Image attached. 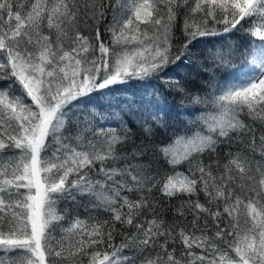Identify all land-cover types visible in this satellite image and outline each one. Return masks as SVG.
Returning a JSON list of instances; mask_svg holds the SVG:
<instances>
[{
	"label": "snow or ice",
	"instance_id": "6c2138e0",
	"mask_svg": "<svg viewBox=\"0 0 264 264\" xmlns=\"http://www.w3.org/2000/svg\"><path fill=\"white\" fill-rule=\"evenodd\" d=\"M180 17L186 39L173 50ZM245 18L264 20V0H0V79L11 81L0 88V264H81L84 256L85 264H264V44L248 72L214 92L201 131L176 140L182 154L158 149L173 168L186 163L187 174L161 177L143 160L149 147L134 143L132 126L100 124L97 111L115 85L159 78L197 37L218 35L219 24L238 30ZM251 34L264 41V24ZM226 63L220 57L217 67ZM160 111L141 117L147 135ZM236 142L242 148L226 164L213 159ZM154 190L189 197L192 231L146 219L158 215ZM61 201L103 206L111 219L64 227ZM241 206L251 217L243 227L234 215ZM118 226L131 231L116 245ZM57 228L65 237L54 243ZM177 237L180 256L169 248Z\"/></svg>",
	"mask_w": 264,
	"mask_h": 264
},
{
	"label": "trees",
	"instance_id": "16d2710c",
	"mask_svg": "<svg viewBox=\"0 0 264 264\" xmlns=\"http://www.w3.org/2000/svg\"><path fill=\"white\" fill-rule=\"evenodd\" d=\"M111 19L112 14L109 13L107 20L101 22V27L106 28L108 23H111ZM260 24H264V20L257 21L254 18H245L237 26L238 30H232L229 33L223 32V24L215 25L218 35L197 37L190 46V53L182 57L180 61L169 64L160 73L159 78L145 80L132 78L126 83L115 85L111 95L100 101L102 108L97 109V111H102L104 118L100 119L99 123L107 126L125 120L131 125L134 143H143L149 147V152L143 160L161 177L173 175L175 172L187 174L186 163L178 164L173 168L166 162L158 149L174 145L176 151L182 154L184 146L176 145V140L179 137H189L194 132L201 131V120L214 111L210 102L214 92L218 91L221 86L226 87L235 82L252 67L250 61L253 54L256 53L261 44H264V41H261L258 36L252 35L251 29ZM177 25L178 27L173 30V50L180 46V41L186 39L183 35L182 17L178 18ZM85 31L87 33L89 30L85 29ZM103 35L105 42L111 41V33L105 31ZM220 57L227 63L217 67ZM176 82H179L183 91L177 90ZM9 83L11 81L0 79V88ZM197 97L205 102H197ZM26 102L31 104L30 99ZM157 108L161 110L159 112L160 121L159 123L150 121V124L153 125L152 134L147 135L142 130L141 117L147 116L150 112H157ZM244 119L248 123L259 125V121L253 122L249 117H244ZM132 147L133 144L131 143L127 145L129 151ZM241 148L242 146L238 147V142L231 145H221L218 150L219 156L213 157V159H219L222 165L226 164L228 153H235ZM205 158L207 159V157ZM90 176L97 178V173L93 171ZM154 194V204L158 215L149 213L146 219L155 217L162 220L164 226L175 225L177 233L181 228H186L188 231L193 230L191 227L193 215L189 212L191 205L187 203L189 200L187 195L164 198L161 193L155 192V190ZM127 195L134 198V194L129 193ZM198 198L201 203H206L207 198L203 192L199 193ZM192 199H196V197H192ZM85 205H87L86 201L77 208L73 206L71 201H61L57 205L56 211L68 209V212L66 219L60 223L67 227L73 219L84 221L86 225L111 219V213L106 211L103 206ZM181 211L184 212V215H181ZM234 215L239 220L241 227L244 226L246 219L251 220L247 209L242 206ZM198 225L203 227V220L198 221ZM129 231L131 229L126 226H118L112 243L120 244L124 238L123 234H127ZM207 231L209 235H212L213 227L209 225ZM199 234L197 231V235ZM53 237L55 243L65 237V233L57 228L53 232ZM68 242L65 239V244ZM173 247L176 249V255L180 256L183 244L179 242L178 237L175 244L170 239L169 248ZM194 250L200 251L198 248ZM88 251L90 252L91 249L89 248ZM88 259L89 257L84 256L81 264H85Z\"/></svg>",
	"mask_w": 264,
	"mask_h": 264
},
{
	"label": "rangeland",
	"instance_id": "374dc122",
	"mask_svg": "<svg viewBox=\"0 0 264 264\" xmlns=\"http://www.w3.org/2000/svg\"><path fill=\"white\" fill-rule=\"evenodd\" d=\"M251 68V67H250ZM248 72V71H247Z\"/></svg>",
	"mask_w": 264,
	"mask_h": 264
}]
</instances>
